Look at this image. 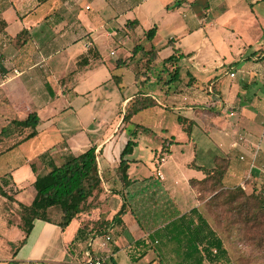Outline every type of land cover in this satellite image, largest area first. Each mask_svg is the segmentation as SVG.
<instances>
[{
  "label": "crops",
  "instance_id": "0c3cea01",
  "mask_svg": "<svg viewBox=\"0 0 264 264\" xmlns=\"http://www.w3.org/2000/svg\"><path fill=\"white\" fill-rule=\"evenodd\" d=\"M175 2L0 0V264H83L88 255L160 264L135 241L151 244L148 234L172 214L199 206L189 180L204 178L196 167L212 169L216 158L227 162L220 189L264 194V0ZM137 45L156 51L149 69L141 51L132 55ZM137 94L156 103L124 123ZM31 112L36 134L24 139L31 129L12 121ZM177 117L191 122L189 132ZM131 123L140 126L127 156L134 183L123 189L115 168ZM91 146L103 186L98 205L63 230L34 219L21 243L19 203H31L37 177ZM121 193L128 209L106 241L95 223L112 219Z\"/></svg>",
  "mask_w": 264,
  "mask_h": 264
},
{
  "label": "trees",
  "instance_id": "16d2710c",
  "mask_svg": "<svg viewBox=\"0 0 264 264\" xmlns=\"http://www.w3.org/2000/svg\"><path fill=\"white\" fill-rule=\"evenodd\" d=\"M186 0H176L173 7H177L181 2ZM195 3V2H193ZM195 5V4H193ZM135 22H127V27L134 26ZM156 28L152 27L145 32V37L152 39ZM141 51L146 57L145 67L149 69V64L157 58L156 51L152 48L144 50L140 46H135L132 49V55ZM176 53V50H175ZM174 54L167 58V61H173ZM124 64V62H123ZM175 70L173 75H177ZM139 73H135V79L139 78ZM116 78V76H115ZM118 82V78H116ZM155 101L141 94L134 96L123 114L122 121L124 123L131 122V117L137 112L155 105ZM178 122L182 125L186 132H189L191 122L177 117ZM39 118L35 112H31L23 120H13L12 122L18 127H28L30 132L24 139L33 137L36 134V126ZM135 124L129 129V138L124 144L120 155L119 163L115 168V172L121 181L123 189H126L130 184L134 183L129 179L127 169L129 160L127 156L133 151L136 146L135 138L138 128ZM170 142V140H169ZM165 141L162 144V151L165 150ZM227 162L223 158L215 159V166L212 169L196 167L205 174L201 180L191 179L189 184L195 188L200 186L204 188L207 182L213 187L212 194L206 199L210 201L212 206L218 205V201L227 196L228 199L234 200L237 197H243L242 206L248 209L259 210L264 213V194L261 193L255 186L252 190L246 193L240 186L231 189H220L221 180L223 178ZM36 192L29 205L19 203L20 207V228L24 232V238L21 243L25 242L29 235L34 219H40L49 223L56 224L60 229H64L72 219L76 218L81 213H88L99 203V196L103 192L102 182L98 173V161L95 147L91 146L84 152L74 156H68L60 165L49 163V170L46 175L37 177L35 182ZM1 190V186H0ZM200 194V191L196 190ZM199 194L197 196H199ZM122 203L111 220L100 219L95 223V233L105 234L111 222L119 223L121 216L127 211V199L121 193ZM226 197V198H227ZM199 199V197H198ZM50 212H56L58 218H51ZM131 213L136 216L135 210L131 209ZM174 213V212H173ZM56 215V216H57ZM264 215V214H263ZM137 221L140 220L136 216ZM148 241L136 240L135 243H141L145 249L140 255H144L147 249H153L159 258L160 264H166L167 260H172L168 264H202L207 261L210 264L227 263L230 261V254L224 244V239L218 231L212 226L207 215L198 207L191 208L185 213H174L171 219L162 224L161 227L154 229L148 234ZM169 248L170 251H166ZM165 251L170 255L166 256ZM105 264V263H104Z\"/></svg>",
  "mask_w": 264,
  "mask_h": 264
},
{
  "label": "rangeland",
  "instance_id": "374dc122",
  "mask_svg": "<svg viewBox=\"0 0 264 264\" xmlns=\"http://www.w3.org/2000/svg\"><path fill=\"white\" fill-rule=\"evenodd\" d=\"M133 126L134 123H131L130 128ZM5 144L6 142L2 143V145ZM143 160L147 161L146 157H143ZM210 182L212 181L210 180ZM210 182H207L205 189H201L200 186L196 187V190L200 191L198 208L207 215L212 226L224 239V244L230 252V261L227 263L264 264V213L260 210L255 213V210L242 206L243 197H237L231 201L225 196L218 201V205L212 206L210 202L212 199L206 200L213 192ZM235 187L237 188V186ZM160 202V204L167 205L169 200L162 196ZM56 215V212L49 214L51 218L57 219ZM142 223L147 228L157 225V223L150 224L145 221ZM167 250L170 251L169 248ZM166 251L165 255L170 256ZM170 262H172L171 259H166V264Z\"/></svg>",
  "mask_w": 264,
  "mask_h": 264
},
{
  "label": "built area",
  "instance_id": "2783aa9c",
  "mask_svg": "<svg viewBox=\"0 0 264 264\" xmlns=\"http://www.w3.org/2000/svg\"><path fill=\"white\" fill-rule=\"evenodd\" d=\"M230 75H233V73H231ZM4 77V72H3V66L2 63L0 61V79ZM162 160V158H161ZM105 240L109 241L110 237L108 235L105 236ZM105 260L102 257L99 256H90L88 255L87 259L83 262V264H104Z\"/></svg>",
  "mask_w": 264,
  "mask_h": 264
}]
</instances>
